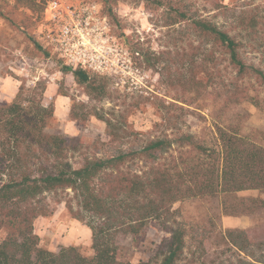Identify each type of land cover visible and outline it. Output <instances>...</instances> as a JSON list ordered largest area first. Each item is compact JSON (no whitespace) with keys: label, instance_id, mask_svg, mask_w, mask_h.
Segmentation results:
<instances>
[{"label":"rangeland","instance_id":"obj_1","mask_svg":"<svg viewBox=\"0 0 264 264\" xmlns=\"http://www.w3.org/2000/svg\"><path fill=\"white\" fill-rule=\"evenodd\" d=\"M47 1L0 0V102H12L20 91L23 105L50 107L53 116L45 133L76 137L90 146L110 141L107 122H118L123 127L122 150L140 148L164 135L173 137L178 131L190 133L219 159L221 131L264 150V85L252 74L239 77L223 48L194 41L187 23L169 25L176 21L171 5L183 2L196 7L240 42L239 53L247 65L264 70V0H109L106 6L103 0H84L99 8L114 39L101 66L85 72L89 77L85 84L64 72V66L36 44ZM98 86H104L100 97L93 90ZM26 97H35L36 102H26ZM59 98L64 101L61 106ZM116 150L113 147L106 155ZM181 152L186 157L189 149L173 145L156 163L169 165ZM188 155L194 157V152ZM73 161L80 166L82 157ZM150 166L141 161L133 169L149 171ZM71 196L70 191L45 196L49 213L33 222L38 247L57 253L73 246L91 258V230L68 211ZM250 198L264 202V192L249 190L230 197L217 192L170 205L171 221L184 232L176 264L264 260V204L255 212L237 213ZM72 207L76 209L75 203ZM230 229L253 230L262 237L253 239L245 256L228 242ZM5 236L1 229L0 242ZM163 236L158 221L145 222L137 234L118 231L113 237L118 261L159 264L152 253ZM258 243H263L260 249Z\"/></svg>","mask_w":264,"mask_h":264},{"label":"trees","instance_id":"obj_2","mask_svg":"<svg viewBox=\"0 0 264 264\" xmlns=\"http://www.w3.org/2000/svg\"><path fill=\"white\" fill-rule=\"evenodd\" d=\"M103 2L106 6L109 0ZM177 6L171 5L176 21L170 26L187 23L194 41L223 48L239 77L252 74L264 85V70L242 60L237 39L198 8L183 2ZM62 70L71 73L80 84L89 81L80 69ZM93 90L100 97L104 86ZM30 98L26 97V102H36L35 97ZM23 101L19 91L12 102H0V230H6L0 242V264H122L113 243L114 235L120 230L137 234L147 221L160 222L164 233L153 250L154 258L159 264H176L184 247V232L171 221L174 211L170 205L196 196H214L217 192L229 197L249 190L264 192V150L233 133L221 131V159L214 150L195 142L190 133L179 131L173 137L164 135L140 148L122 150L119 133L123 127L118 122H107L110 141L85 146L76 137L45 133L52 109L23 105ZM72 112L75 120L77 115ZM163 122L169 123L168 119ZM173 145L187 147L194 157L189 153L185 157L181 152L177 158H171L169 165L161 167L156 161L169 154ZM113 147L118 150L106 155ZM102 150L104 155L100 156ZM75 156L82 157L80 166L72 162ZM141 161L151 165L149 171L133 169ZM66 191L72 193L66 201L68 211L91 230V258L84 257L73 246L57 253L38 247L33 222L49 213L45 196ZM72 203L76 205L74 210ZM262 204L263 201L252 198L244 200L237 213L255 212ZM255 237L262 236L248 229L226 231L228 242L245 256ZM258 244L260 249L263 243ZM253 261L264 264L263 259Z\"/></svg>","mask_w":264,"mask_h":264},{"label":"built area","instance_id":"obj_3","mask_svg":"<svg viewBox=\"0 0 264 264\" xmlns=\"http://www.w3.org/2000/svg\"><path fill=\"white\" fill-rule=\"evenodd\" d=\"M113 42L94 3L48 0L45 4L36 44L62 66L84 72L95 70Z\"/></svg>","mask_w":264,"mask_h":264},{"label":"crops","instance_id":"obj_4","mask_svg":"<svg viewBox=\"0 0 264 264\" xmlns=\"http://www.w3.org/2000/svg\"><path fill=\"white\" fill-rule=\"evenodd\" d=\"M59 102H60L59 105L61 106V105L63 104L64 101H63L62 98H59Z\"/></svg>","mask_w":264,"mask_h":264}]
</instances>
